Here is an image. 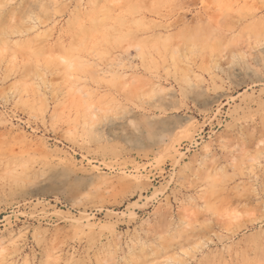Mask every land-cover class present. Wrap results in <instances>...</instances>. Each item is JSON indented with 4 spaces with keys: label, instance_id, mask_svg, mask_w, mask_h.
<instances>
[{
    "label": "rangeland",
    "instance_id": "obj_1",
    "mask_svg": "<svg viewBox=\"0 0 264 264\" xmlns=\"http://www.w3.org/2000/svg\"><path fill=\"white\" fill-rule=\"evenodd\" d=\"M0 264H264V0H0Z\"/></svg>",
    "mask_w": 264,
    "mask_h": 264
}]
</instances>
